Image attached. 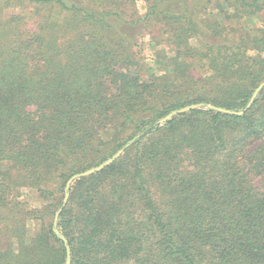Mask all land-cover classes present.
<instances>
[{"label":"trees","instance_id":"16d2710c","mask_svg":"<svg viewBox=\"0 0 264 264\" xmlns=\"http://www.w3.org/2000/svg\"><path fill=\"white\" fill-rule=\"evenodd\" d=\"M263 82L264 0H0V264H66L132 140L72 264H264V89L211 107Z\"/></svg>","mask_w":264,"mask_h":264},{"label":"water","instance_id":"95a60500","mask_svg":"<svg viewBox=\"0 0 264 264\" xmlns=\"http://www.w3.org/2000/svg\"><path fill=\"white\" fill-rule=\"evenodd\" d=\"M264 89V82L261 83L258 88L254 91L251 100L249 101L248 105L246 106L245 109L240 110V111H229V110H225L222 108H216L211 106L213 109H216L218 111H221L223 113L229 114V115H236V116H243L247 111H249L253 105L255 100L257 99L259 93ZM201 108H205V104H193V105H189L186 106L184 108H181L179 110H175L172 113H170L169 115H167L164 119H162V123H166L167 121L173 119L174 117L184 114V113H188L191 112L193 110H197V109H201ZM134 143V140L129 141L123 148H121L115 155H113L111 158L107 159L105 162L101 163L100 165L91 168L89 170H86L84 172L81 173H77L75 175H73L67 182L66 185V193H65V197H64V201H63V205L60 208V210L58 211V213L56 214V219H55V225H54V231L55 233L62 239V241L65 243L66 245V250H67V260H66V264H72V254H71V247L69 245V242L67 240V238L62 235L58 229V219L60 217V214L62 213V211L64 210V208L66 207V205L68 204L69 198H70V191L71 188L74 184V182L78 179L84 178V177H89L95 174H98L102 171H104L105 169H107L108 167H110L111 165H113L116 161H118L125 153V151L127 149H129Z\"/></svg>","mask_w":264,"mask_h":264},{"label":"rangeland","instance_id":"374dc122","mask_svg":"<svg viewBox=\"0 0 264 264\" xmlns=\"http://www.w3.org/2000/svg\"><path fill=\"white\" fill-rule=\"evenodd\" d=\"M146 4L145 3H140L139 4V10L141 13H145L146 12ZM139 51L141 52V56L143 58H147V60H152L151 58L154 56L155 52H156V48L154 47V45L151 43V36L148 35L146 37H143L141 42H140V47H139ZM26 195L25 197L28 195L27 199L30 198L31 196H33L32 192H25ZM45 203L43 198H39L33 200V206H40L43 205Z\"/></svg>","mask_w":264,"mask_h":264}]
</instances>
